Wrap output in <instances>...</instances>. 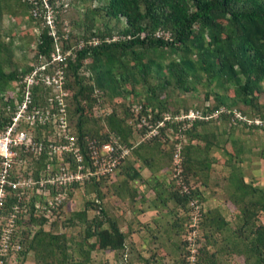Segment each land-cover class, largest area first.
Listing matches in <instances>:
<instances>
[{"label": "trees", "instance_id": "trees-1", "mask_svg": "<svg viewBox=\"0 0 264 264\" xmlns=\"http://www.w3.org/2000/svg\"><path fill=\"white\" fill-rule=\"evenodd\" d=\"M95 1L96 5L85 11V18L89 25H92L95 17L99 19L102 28L89 32L90 37L95 36L98 42L94 45L84 44L76 49L74 57L68 58L64 66H60L64 73V88L70 99L68 118L74 120L73 131L81 148L86 147L87 138L105 141L109 135L118 136L122 144L131 146V135L134 132L142 133L144 129L141 126L132 127L125 121L126 116L131 114L129 106L132 103L140 104L143 111L148 108L152 119L159 118L163 112L174 115L179 110L168 107L171 92H194L201 84L208 88L204 93L205 99L211 98L210 105L201 109L202 112L210 113L219 107L231 110L240 103L249 112L236 110L247 119L264 117V0ZM35 4L40 9L41 17L44 14L43 4L52 6L53 0H35ZM25 6L33 7L31 2H26ZM113 20L116 23L123 20V26H112L114 33L108 26ZM89 25L85 26L89 29ZM54 32L57 39L49 34L48 26L43 24L36 37L31 61L7 71L3 67L10 63L9 49L0 44V94L9 97V85L17 83L19 76L34 64H48L49 53L55 44L64 48L71 42L69 33H62L58 28ZM67 38L70 39L68 42ZM164 50L174 56L165 61L159 54L152 56L153 52ZM79 68L87 70L88 74H78ZM48 92L49 88L38 83L32 89L37 102ZM127 95L133 99L128 101L121 115L112 106L107 115L93 116L92 104L99 106L112 103L122 106ZM8 114L9 111L0 100V128L8 122ZM221 118L231 122L230 114L225 112L206 120L193 119L188 126L181 121H164V126L158 129L156 136L142 140L130 149L129 156L119 170L126 179H119L106 187L98 181L83 180L82 184H70L67 188L68 196L78 186L87 189L89 195L93 194V197L84 200L81 209L69 211L63 220L66 227L80 228V238L75 247L77 256L69 255L67 232L43 229L41 224L46 218L32 211L27 221H16L23 225V229L18 231L23 238L19 254L24 256L30 251L37 264H89L91 251L115 252L124 258L127 249H130L127 243H130L128 238L133 232L131 220L125 221L126 229L122 230L117 217L105 207L107 193L120 200L126 197L132 202L137 190L128 180L137 178L140 168L144 167L151 173L153 185L149 187L154 196L152 205L156 211L158 203L163 205L167 200L183 207L189 194L180 193L177 188L165 186L159 181L155 174L159 166L153 164L157 160L151 161L152 156L148 157L140 151L150 144L158 150L160 139L164 137L163 132L171 128L173 134L167 151L168 158L173 155L174 145L179 143L184 171L198 178L201 175L204 182L210 170L207 152L211 147H218L219 142L212 133L199 128L213 119L218 121ZM231 124L264 131V126L242 121ZM227 144L231 146L227 140L220 148L231 158L233 153L226 147ZM160 152L165 154L161 149ZM137 160L142 165L136 167ZM36 162L40 164L38 160ZM229 178L232 188L230 201L237 209L239 224L229 230L231 237L224 249L228 253L240 255L241 264H264V190L245 182L239 171L231 172ZM13 202L14 199L6 197L3 207L10 210L14 206ZM89 210L92 211L90 217L87 216ZM259 214L263 221H258ZM204 222L214 230H221L226 225L216 209L207 211ZM32 224H37V228L31 230L29 227ZM214 230H204L202 233L205 243L200 251V264H215L214 253L209 252L205 246L208 242L206 239L212 236ZM142 261V264H156L157 258L153 252Z\"/></svg>", "mask_w": 264, "mask_h": 264}, {"label": "rangeland", "instance_id": "rangeland-1", "mask_svg": "<svg viewBox=\"0 0 264 264\" xmlns=\"http://www.w3.org/2000/svg\"><path fill=\"white\" fill-rule=\"evenodd\" d=\"M6 2V4L4 3ZM44 0H42L43 2ZM26 2H31L33 7L27 8ZM96 5L95 0H53L52 6L49 4H43L44 14L39 17V7L35 4V0H0V44L5 45L9 49L8 56L10 57V63L4 65V71H7L14 66L22 67L25 62L31 61L36 37L39 33L40 27L45 24L48 26L47 20L51 23L48 26L49 30L58 28L62 33H69L71 42L69 41L66 48H75L82 41L96 38L90 37V31L93 29H101V23L97 17L92 21V25H89L88 19H86L85 11ZM116 24L118 27L123 26V20H119L116 23L111 21L108 26L112 28V33L115 31L112 27ZM85 25H89L88 29ZM85 36V40L82 37ZM159 56L165 60L168 57L174 56L169 51H155L152 56ZM3 55V54H2ZM78 74L87 75L88 71L82 68L78 69ZM69 78V76H68ZM11 86L9 85V88ZM138 87V86H136ZM210 87V86H209ZM197 90L194 92H178L174 90L171 92L168 99V107L170 109H178V112H184L183 109H203L210 105L211 98L205 99L204 93L208 91V88L204 85H198ZM96 93V90H94ZM131 95L125 97V103L122 106H116L112 103H103L97 107V104H92L91 112L93 116H103L110 112L112 106L117 108L118 114H122V109L132 100ZM69 96L66 97L67 107L69 104ZM136 100V99H134ZM100 101V99H99ZM264 99H262V102ZM84 102V100H82ZM134 103L129 106V109ZM128 106V105H127ZM233 109L243 110L249 112L248 108L238 103ZM128 110V109H127ZM185 110V111H187ZM202 111V110H201ZM130 112V111H129ZM177 112V113H178ZM128 114V112H127ZM126 116L125 121L128 124ZM68 117V113H67ZM69 125L72 133H74V120L68 118ZM228 119H219L218 121H211L207 125H204L202 129L206 133H212L214 139L219 144L218 147H211L207 152V157L210 159L209 174L206 175L204 182L201 179V175L198 177L190 175L184 171L183 158L178 164H175L172 160V156L168 158L167 151L169 149L170 140L172 139V129L167 128L163 132L164 137L161 138V144L159 147L165 152L159 153V149L155 150V146H144L145 149L140 151L141 154L152 156L151 161L154 162V166H159L156 174L159 181L166 186H172L177 188L180 193L189 194L183 207L175 205L171 200H167L165 204L158 203L157 211L158 216L154 220L151 218L150 211L154 210L153 194L149 185H153L151 173L148 169L145 179V184L140 182L137 177L135 185L137 190L136 198L132 202L126 197L123 199H117L112 197L105 203L106 209L117 217L120 222V227L125 230V221L131 220L132 233L130 234L127 245L130 249H127L125 257H121L120 254L115 252H90L89 264H116L117 262H126L127 264H142L143 258H147L150 253L154 252V256L157 258L156 264H200L199 259L201 255V248L205 243L202 233L204 230H214L212 226L207 225L204 222V217L207 211L210 209L218 210L221 217H223L226 225H223L221 230H214L212 236L206 239V249L209 252L214 253L215 264H241L242 257L234 253H228L224 248L227 245V241L231 235L229 230L239 224L237 218V209L230 201V193L232 188L229 182V175L231 172H240L243 180L250 183L252 186L260 187L264 190V131L252 130L242 125H233ZM131 125V124H130ZM133 127V125H131ZM186 127V126H185ZM143 133V131H142ZM142 133H133L129 139H131L132 145L127 146L120 142L119 137L108 136L105 141H97L98 146L104 143L118 144L125 147H129L128 153L121 163L111 172L109 178L100 176L98 180L86 179L84 182H101L104 187L109 184L117 182L119 179H126V177H117L120 168L124 161L129 156L130 149L142 140H148L142 138ZM34 138L43 140L45 138L46 129L41 127L36 128L34 131ZM161 137V136H160ZM165 138V139H164ZM163 139V140H162ZM226 140V141H225ZM230 141L231 146L227 144V148L231 151L232 157L228 158L227 155L221 150V146H224V142ZM171 149V148H170ZM172 150V149H171ZM15 164L10 168L9 177L7 180L13 181L14 179H24L29 177L33 180L38 173L34 171V168L44 165L45 156L37 155V159L40 164L31 163L32 154L24 152L22 149L15 148L14 150ZM228 158V160H227ZM18 160L21 162L17 163ZM35 160V161H36ZM223 160V162H222ZM33 161V160H32ZM225 161V162H224ZM136 167L142 165L137 160ZM161 165H160V164ZM33 166V167H32ZM142 167L140 168V170ZM41 175V172L39 173ZM112 181V182H111ZM82 184V183H81ZM5 191L2 196V205H0V264H37L33 254L29 251L24 256L19 254L22 247V236L19 234V229H23V225L16 222L19 219L21 221L28 220V214L30 211L36 215H42L46 220L41 224V227L45 230L52 229L54 232H67L69 255L77 256L75 253L76 242L80 238L81 231L78 226L66 227L63 222L69 211H76L83 207V202L87 197H93V194L89 195L88 190L82 186L73 188L71 195L65 196V199L60 203L54 205L52 208L46 207L44 200L38 199L36 196L32 197V188H25L23 192L17 190H11L8 185H4ZM140 187H144V192ZM68 188V186H67ZM66 188V190H67ZM108 188V187H107ZM148 188V189H147ZM59 190V189H57ZM148 192V193H147ZM147 193V195L145 194ZM149 195V196H148ZM7 199H14V206L9 209L3 207L4 202ZM31 199H34L31 201ZM32 202V205L30 204ZM190 201H195L196 208L190 206ZM142 211L144 214L140 218L138 213ZM11 213L13 217L10 216ZM92 211H87V216L90 217ZM151 220H149L150 218ZM11 217L13 222H11ZM121 219L124 221H121ZM258 221H263L261 214L257 216ZM154 221V223H153ZM203 223L206 226L203 227ZM37 224L30 225V229L37 228ZM198 261V263H196Z\"/></svg>", "mask_w": 264, "mask_h": 264}, {"label": "built area", "instance_id": "built-area-1", "mask_svg": "<svg viewBox=\"0 0 264 264\" xmlns=\"http://www.w3.org/2000/svg\"><path fill=\"white\" fill-rule=\"evenodd\" d=\"M47 23L48 26L51 25L48 20ZM49 34L57 39L53 30L50 29ZM97 42V38H91L82 41L75 48L66 49L55 44L49 53L48 64H34L19 76L17 83L11 85L9 97L0 94L1 102L9 111L8 122L0 128V205L5 191L4 185H8L9 189L20 192L25 188H32L30 198L36 196L44 200L46 207L52 208L65 199L66 188L70 184L81 183L89 178L98 180L100 176L109 178L111 172L128 153L129 147L108 142L98 146L97 141L90 138L85 140L86 147L81 148L68 122L66 103L68 91L64 88V73L60 66H64L68 58L74 57L76 49L84 44L94 45ZM37 83L49 88L48 94L44 95L40 102L35 101L32 94V89ZM130 111L128 124L143 127L141 137L147 139L158 134V129L164 126V121H181L188 126L193 119L206 120L216 117L221 112L229 113L231 122L242 121L246 124L264 126V117L247 119L238 110H227L223 107L210 113L196 108L174 115L163 112L159 118H153L154 120L150 110L146 108L143 111L138 103H134ZM38 127L46 129L43 140L34 138L33 133ZM16 147L32 154L31 163H36L37 155L45 156L44 165L40 164L37 168L32 166L38 173L33 180L29 177L7 180L10 168L15 164ZM179 150L180 144L176 143L172 155L175 164L181 160ZM19 162L21 161L18 160L17 163ZM189 204L198 211L195 201H190ZM10 216L13 217V214Z\"/></svg>", "mask_w": 264, "mask_h": 264}, {"label": "crops", "instance_id": "crops-1", "mask_svg": "<svg viewBox=\"0 0 264 264\" xmlns=\"http://www.w3.org/2000/svg\"><path fill=\"white\" fill-rule=\"evenodd\" d=\"M146 168H144V167H142V169L140 170V173H139V176H138V178L140 179V182L142 183H144L145 185V188L147 187L146 186V182L147 181H145V179H143L144 177H146L147 175H145V174H147V171L145 170ZM126 173H127V171H126ZM130 173V172H129ZM119 174H120V176H123V173L121 172H118V175H117V177H119ZM156 174V173H155ZM144 176V177H143ZM143 177V178H142ZM137 180V178H135V179H133V180H131V183H135V181ZM132 186H135V185H132ZM141 188V190L144 192V190H145V188L144 187H140ZM148 189V188H147ZM148 193V192H147ZM147 193H145L146 195H147ZM149 196V195H148ZM112 197H114L113 195H111L110 193H107V197L105 198V201L107 202V201H109V199L110 198H112ZM129 203H130V201H128ZM140 213H138V215H135L136 217L137 216H139L140 218L143 216V212L142 211H139ZM150 215H152V219L154 220L155 218H157V216H158V211H156V209H152V212L150 211ZM149 218H150V216H149ZM151 218L149 219V220H151Z\"/></svg>", "mask_w": 264, "mask_h": 264}]
</instances>
